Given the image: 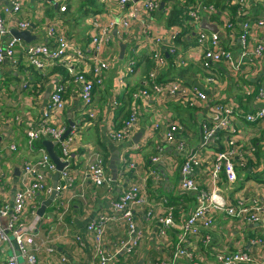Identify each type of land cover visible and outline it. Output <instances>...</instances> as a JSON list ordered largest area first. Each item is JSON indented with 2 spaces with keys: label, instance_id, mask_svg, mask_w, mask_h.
<instances>
[{
  "label": "crops",
  "instance_id": "obj_1",
  "mask_svg": "<svg viewBox=\"0 0 264 264\" xmlns=\"http://www.w3.org/2000/svg\"><path fill=\"white\" fill-rule=\"evenodd\" d=\"M72 1L70 0V3L73 5H67L66 12H60L59 6L49 0H23L22 8L18 13L5 16L6 25L10 30L16 28L23 30L20 27L22 22L31 24L30 29L35 39L31 42L24 41L23 45L52 44L54 38L47 34L48 27L51 25L61 27L69 37L81 44L85 53L82 54V62L79 65L88 70L91 64L92 35L96 31L92 23L93 18L105 11H112L118 15L126 14L131 7L126 6L120 10L112 0L104 3L96 0H81L79 4H75L77 0ZM8 2L9 0H1V3ZM171 2L177 3L180 8L184 7L182 0ZM134 3L141 10L140 17L134 22L131 35L120 39V32L114 33L117 37L113 40L112 47L119 60L108 71L104 84L97 85L94 90L99 113V122L95 125H91L87 115L84 114L79 88L64 66L46 63L43 70L37 69L29 64L24 51L20 48L15 54L16 63L7 59L0 63V136L2 137L0 208L4 204L13 202L14 192L21 181L23 162L36 160L40 156L38 149L28 145L26 133L30 128L37 126L47 103L46 94L57 84L65 86L67 104L64 111L53 114L51 120L55 125L66 126L67 129L70 127V122H74L72 129L76 134V145L73 147L74 156L71 162L76 176L74 188L63 196L57 194L52 205L43 215L49 220L41 223L29 242L30 252L36 254L41 264H92L96 254L93 234L87 230L88 224L102 213L113 214V202L131 183L153 170H158L162 174V179L158 187H155L152 179H149L146 189L149 203L155 212H159L164 207L161 204L162 199L169 198L176 206V226L163 240L157 236L155 224L146 219V211L139 210L137 222L143 232L140 246L130 254L119 251V241L127 238L126 224L121 219L109 225L104 247L115 254L109 264H137L140 261L141 264H154L158 260L170 259L183 233V221L196 207V195L180 187L182 162L192 150L197 151L201 158L195 170V178L202 188L210 189V171L219 148H215L213 144L200 145L201 131L197 119L200 115H207L210 105L216 101L237 105L241 116L251 108L264 107V57H247L239 70L225 63L206 64L203 57L204 50L196 42V36L201 30L211 31L204 26L210 24L218 28L224 45L232 47L237 54L243 51L240 40L223 30L225 19L232 14L235 15L234 7L229 4V0H217L218 12L209 18L203 17L199 26L189 28L182 33L181 39H178V45L188 64L172 66L168 57L169 66L161 74L162 79L180 77L188 93L195 87L204 91L208 99L203 104L200 102L203 107L188 105L187 99L192 97L188 94L166 101L156 96L141 97L134 101L132 97L134 92L138 89H150L148 74L154 64V50L158 48L156 38L163 35L165 40L168 39L169 30L174 26L169 22L164 11L169 4H165L162 11L151 15L143 10L142 0H135ZM254 6L246 12L250 18H254ZM260 30L261 32H255L250 39L253 46L258 39L264 40V28ZM8 39L9 36L0 37V48L6 45ZM121 43L126 44L122 57ZM170 58L173 61V57ZM123 71L126 72V88L120 91L115 86V78ZM114 94L120 102L116 108L110 106ZM134 103L139 112L138 127L131 137L123 141L113 139L112 131L122 128ZM158 120L166 124L176 121L183 126L178 140L185 141L187 152H178L174 144L162 141V127L155 132L151 131ZM235 125L238 128L236 143L243 151L248 152L247 164L245 169L237 166L239 170L237 183L228 185L225 175L222 174L218 186L229 203L236 204L241 197L248 201L258 198L264 202V122L251 123L242 117L238 118ZM12 143L17 146L14 152L9 150ZM224 145L225 141L221 140L219 149ZM159 147L163 149L164 160L154 163L152 158L159 153ZM95 152H100L105 158L107 170L113 179L110 187L95 186L86 175L87 157ZM115 155L119 157L116 179L113 178L109 167L111 158ZM131 162L136 165L134 169H129ZM1 172L4 174L3 177ZM53 174L47 175V182L51 186ZM37 200V202L31 201L27 206L26 213L29 219L32 218L31 212L35 209L38 211L42 205L38 203L41 200ZM61 200L67 205L63 216L59 215ZM205 233L206 231L203 232ZM211 233L212 247H207L203 243V234L189 236L191 247L197 256V264H220L215 254L227 246L230 248L242 246L253 253L256 264H264V247H257L251 243L257 237L264 238V215L257 223L242 224L239 219L218 214ZM76 237L80 239L76 240ZM48 245L55 247L53 252H48ZM15 252L20 264H29L16 247L14 250L8 245L0 250V264H4ZM175 264L191 263L179 260Z\"/></svg>",
  "mask_w": 264,
  "mask_h": 264
},
{
  "label": "built area",
  "instance_id": "obj_2",
  "mask_svg": "<svg viewBox=\"0 0 264 264\" xmlns=\"http://www.w3.org/2000/svg\"><path fill=\"white\" fill-rule=\"evenodd\" d=\"M104 3L107 0H96ZM116 2L120 10L130 6L131 10L122 15L112 11L101 12L98 17L92 20L93 27L96 31L92 35V53L90 55L91 64L88 70L80 66L82 54L85 53L80 43L68 36L67 32L61 27L51 25L47 29V34L54 38V43H35L23 45L24 40L12 35L6 25L7 15L18 13L23 4V0H9L8 3H1L0 0V37L9 36L6 45L0 48V63L9 60L16 63L15 54L18 48L24 51L30 65L37 69L43 70L46 63L59 64L64 66L70 75L74 78L75 84L79 88V95L83 104V112L87 115L91 125L99 122L98 108L94 99V90L97 85H103L106 75L110 68L116 63L118 56L113 52L112 42L117 37L114 33L119 31V38L132 34L133 24L140 17L141 10L135 5V0H112ZM143 10L153 15L157 11H162L165 4V15L169 18L171 12L177 8L180 10L179 23L173 24L165 40L164 36H158L156 43L158 48L154 50V64L148 74L150 89H138L132 94L134 101L144 97L149 98L156 96L158 99L166 101L179 96L189 95L187 99L190 106H201L207 101V94L201 89L195 87L189 93L186 90L180 77L162 79V72L168 68V57H173L175 66H185L188 64L186 57L182 54L178 45V39L183 32L194 26H199L203 17L209 18L212 14L218 12L217 0H182L183 8L172 0H142ZM230 5L234 7V13L224 21L223 30L229 32L232 36L240 40L243 51L239 54L230 46L224 45L221 41V35L218 31L201 30L196 36L197 44L203 48V57L206 64L225 63L232 66L235 70L241 69L244 60L249 56L256 58L264 57V40H257L253 46L251 37L255 32H261L264 28V0H229ZM59 6L60 12H66L67 0H49ZM163 4V5H162ZM255 5V6H254ZM254 18L246 15V12L252 7ZM119 18V22L116 20ZM151 19V17H149ZM193 25V26H192ZM20 27L30 29L29 22H22ZM23 46V47H20ZM115 64V65H116ZM114 65V66H115ZM130 70V68H128ZM126 72L123 71L115 78L117 89L125 90ZM65 86L57 84L50 90L46 106L43 109L42 116L36 127L27 131L28 145L34 146L37 142L45 139L58 141L61 151V160L67 162V165L60 171V180L57 187V194L63 196L70 190L72 191L75 184L76 176L72 168L73 147L76 145V134L72 131L69 136L60 141L67 130L66 126L55 125L51 118L53 114H60L64 111L67 101L65 98ZM120 104L117 95L114 94L110 106L116 108ZM201 113L203 111L201 110ZM247 122H264V107L251 108L244 116L237 105L224 103L222 101L213 102L207 115H200L197 122L201 131V146L213 144L215 148H220V141L224 140L225 145L222 149H217L215 154L212 170L210 171L211 187L210 189L202 188L195 178L196 167L200 164V154L192 150L182 162L180 173V187L184 191L192 192L196 195V207L193 212L183 221V233L175 247V251L170 259H162L154 264H175L179 260H186L191 264H197L196 253L192 249V242L189 236H199L203 234V243L207 247H212V233L216 216L224 215L231 219H239L242 224L257 223L264 215V202L258 198L250 201L243 197L239 198L236 204L229 203L221 193L218 186L221 175L224 174L228 185L237 183L238 172L237 166L245 169L247 164V151H243L236 141L238 128L235 125L238 118ZM139 112L136 104H132L128 118L120 130H113L111 137L118 141H123L132 136L134 130L139 125ZM162 127V141L174 144L178 152H187L185 141H179V133L183 126L176 121L165 122L156 121L151 128L155 132ZM224 130V134L219 131ZM227 137V138H225ZM16 144L12 143L9 147L11 152L16 151ZM40 156L33 161L23 162V173L19 187L13 195L11 204H4L0 208V250L5 245L16 248L22 257L26 258L29 264H41L35 253L30 252L29 242L36 234L42 222L48 221L38 214L37 209L31 212L32 218L29 219L26 211L31 201H41L48 198L52 193V186L47 182V175L57 171V165L44 148L38 149ZM162 147H159V153L153 156L152 161L159 163L164 160ZM136 167L134 162L129 164V169ZM2 173V172H1ZM86 175L90 182L95 186H111L113 179L109 174L104 156L100 152H95L87 157ZM3 177L4 174L2 173ZM152 179L155 187L161 183L162 174L158 170H153L149 174L142 176L141 179L131 183L117 200L113 202L114 213H102L96 219L92 220L87 230L93 234V245L96 254L92 264H109L115 257V254L107 251L104 247L105 236L109 225L119 220H124L126 224L127 238L119 241V251H125L128 254L137 249L143 239V232L138 226L137 212L146 211V219L153 222L156 227V234L161 239L168 236V232L176 226L175 209L176 206L169 198H163L161 204L164 207L155 212L149 203L147 196V183ZM45 197V198H42ZM60 216H63L67 209L66 203L60 201ZM37 208V206H34ZM58 215V216H59ZM50 218V217H49ZM79 240L80 237H76ZM15 241V242H14ZM257 247H264V238L257 237L251 241ZM38 249V246H36ZM54 246L48 245V252L54 251ZM215 257L220 264H256V260L251 251L239 246L230 248L225 247L223 250L216 252ZM66 259H63L65 261ZM4 264H20L19 257L15 252Z\"/></svg>",
  "mask_w": 264,
  "mask_h": 264
},
{
  "label": "water",
  "instance_id": "obj_3",
  "mask_svg": "<svg viewBox=\"0 0 264 264\" xmlns=\"http://www.w3.org/2000/svg\"><path fill=\"white\" fill-rule=\"evenodd\" d=\"M116 20L119 22V18H117ZM204 26L210 30L218 31V28L215 25L204 24ZM11 32H12V35H14L16 38L22 39L26 42H31L35 39V36L32 35V29L19 30L16 28V29H13ZM125 49H126V44L121 43V57L123 56ZM49 94H50V91L47 92L46 98L49 97ZM73 126H74V122H70V127L66 130V132L64 133L60 141H63L69 136L70 132L72 131ZM1 140H2V137L0 136V142ZM42 143L45 149L47 150V152L49 153L50 157L52 158V160L56 163L57 171L52 176V193L47 199L42 201V205L40 206L38 210V214L41 216L44 215L46 209L52 205L54 199L56 198L57 187L59 185V180H60V171H62L64 167L67 165V162H63L61 160L60 155L55 150V146L58 144V141H51V140L45 139L43 140ZM118 160H119V157L117 155L113 156L111 158L110 165H109L114 179H116L117 173H118V164H117ZM15 246L16 248H18L16 243H15ZM141 263L142 261L138 262L137 264H141Z\"/></svg>",
  "mask_w": 264,
  "mask_h": 264
},
{
  "label": "trees",
  "instance_id": "obj_4",
  "mask_svg": "<svg viewBox=\"0 0 264 264\" xmlns=\"http://www.w3.org/2000/svg\"><path fill=\"white\" fill-rule=\"evenodd\" d=\"M180 11L178 10V9H174L172 12H171V14H170V16H169V22L170 23H172V25L173 24H177V23H179V15H180ZM181 39V38H180ZM169 61H170V65H172V66H174V62L173 61H171V58L169 57ZM219 133L222 135L224 132H220L219 131ZM43 141H39V142H37L36 144H35V148L36 149H40V148H44V145H43V143H42ZM55 149H56V151L60 154L61 153V151H60V148H59V145H57L56 147H55ZM249 164H251V162L249 163Z\"/></svg>",
  "mask_w": 264,
  "mask_h": 264
},
{
  "label": "rangeland",
  "instance_id": "obj_5",
  "mask_svg": "<svg viewBox=\"0 0 264 264\" xmlns=\"http://www.w3.org/2000/svg\"><path fill=\"white\" fill-rule=\"evenodd\" d=\"M71 2H73V1L71 0ZM76 2H77V3H75V4H79V3H81L82 1H81V0H77ZM67 5L72 6L73 4L70 3V0H69V2L67 3ZM237 171L239 172L238 169H237ZM245 172H246V170H245Z\"/></svg>",
  "mask_w": 264,
  "mask_h": 264
}]
</instances>
